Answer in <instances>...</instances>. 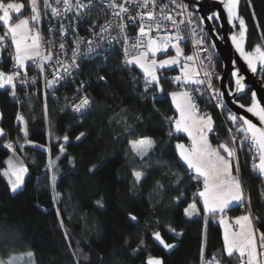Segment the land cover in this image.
I'll return each mask as SVG.
<instances>
[{
    "label": "trees",
    "instance_id": "trees-1",
    "mask_svg": "<svg viewBox=\"0 0 264 264\" xmlns=\"http://www.w3.org/2000/svg\"><path fill=\"white\" fill-rule=\"evenodd\" d=\"M17 2L24 3L27 14L29 0ZM196 14L199 16L197 9ZM238 15L246 23L247 49L252 51L256 45L264 47V0H240ZM234 23L235 29H239V21ZM213 24L219 30L217 20ZM3 30L0 25V35ZM2 48L5 61L4 43ZM216 59L221 73L222 64L217 54ZM122 61L119 53L109 52L81 62V76L89 80L86 92L92 101L86 117L71 110L65 93L60 96L58 92L56 98L47 87L42 86L38 94L27 90L18 99L11 95L9 87L0 92L1 125L7 133L6 137H0V169L7 167L6 161L11 155L3 145L17 138L23 143L18 116L23 118L28 138L33 142L23 151L16 145L20 161L28 168L25 184L17 193H10L6 178L0 175V259L6 261L13 253L33 251L35 263L32 257L31 264H147L150 256L162 258L165 264H201L203 250L204 261L216 257L225 264H238V254L228 257L224 252L219 217L209 216L205 224L203 205L198 197L195 199L200 215L189 219L183 212L193 202L197 186L187 178L184 168L176 164L175 144L189 143L187 136L168 134L170 127L166 118L177 117L170 93L180 88L170 83L167 75L177 72L178 67L160 71L165 93L150 91L148 95L162 96L163 101L151 103L145 102L142 93L131 91L132 74L119 70ZM10 66L7 62L3 69L9 72ZM134 75L143 79L138 69ZM100 76H104L107 83L100 81ZM259 76L264 80V72L260 71ZM216 86L219 89L218 83ZM228 86L233 89L232 77ZM243 97L240 100L249 103L250 90ZM209 107L215 121L214 131L209 133L210 141L216 146L230 145L226 125L215 107L211 104ZM138 119L141 126L136 137L155 139L152 155L162 157V163L173 167L160 170L156 162L151 168L144 167L130 151L124 132L136 125ZM81 132L86 134L82 142L76 140ZM64 136L68 137L67 144ZM61 145L66 148L63 155ZM251 154L246 148L241 161L242 186L244 196L251 198L252 213L260 217L256 221L260 233L264 232V212L260 211L264 209V178L250 165ZM57 157L49 171V160ZM93 165L102 166L90 174L88 169ZM236 167L233 159L235 173ZM134 170L152 174L136 184ZM54 174L58 175L55 187L51 179ZM165 175L168 180L183 178V183L170 184L163 179ZM157 183L166 191H159ZM181 192L185 201L177 205L173 201ZM56 194L59 197L54 200ZM98 200L103 207L97 206ZM243 205L230 207L228 214L236 216L246 211L249 205ZM129 214L136 215L140 223L135 226L130 223ZM145 227L149 230L145 231ZM169 227L183 235H174L168 231ZM157 229L167 243L177 246L165 249L154 241L151 232Z\"/></svg>",
    "mask_w": 264,
    "mask_h": 264
},
{
    "label": "snow or ice",
    "instance_id": "snow-or-ice-1",
    "mask_svg": "<svg viewBox=\"0 0 264 264\" xmlns=\"http://www.w3.org/2000/svg\"><path fill=\"white\" fill-rule=\"evenodd\" d=\"M91 2L92 0H88V4H85L81 0H76L75 5H73L72 0H56L57 6L54 7L50 3V0H43L42 9L38 0H29L31 15L20 18L25 9L24 3L17 2V0H0V25L5 29L4 34L0 35V45H3L10 37L11 43L15 48V55L12 57L14 60V70L10 72L0 70V89L10 87L12 89V95L15 96L17 82L21 85L28 83L26 78V61L29 60L36 64L41 74L46 71V66L51 65V78H45L47 88L55 89L65 78L74 77V74L79 72L77 60L82 42L81 38L77 37L75 47L71 50V60L65 63L59 58L60 53L64 52V44L61 43L59 45V52L54 51L53 48L42 49L40 33L36 31L33 34L30 23L33 25L37 24L41 18V12L47 9H51V15L53 17L60 16L61 12L58 6L61 3L64 5L65 13L72 11L73 7L79 13L81 10L88 8ZM128 3L129 0H123V3H117L116 0H112V3L109 4L114 15L121 20V23L118 25L121 33L124 32L127 26L123 22V14L129 12V8L125 6ZM173 3H175V0H173ZM221 3L224 4V8L227 11L228 23L235 27L234 22L239 21V37L235 34L231 36V41L235 45L236 51L239 52L252 73L258 72V65L259 71L264 72V47L256 45L252 51H246L244 48L247 28L245 20L238 15L239 0H226V2L225 0H221ZM137 5L143 9L138 14L141 21L138 28V36L130 45L125 36L123 50L125 58L119 70L132 74L131 83L134 86L131 88V91L138 94L142 93L145 102L162 103V96H149L148 93L150 91L165 93V89L161 84L160 71L172 68L173 66H179L180 73L172 79L183 90L170 93L172 101L179 112V116L166 119L170 127L169 136L184 133L187 134L190 140V145L187 146L182 142L175 144L176 164L184 168L187 178L197 186V192L194 194L193 202L183 209L184 215L189 219L200 215L201 209L197 208V201L195 199V197H198L203 205L202 212L204 214L205 224H207V218L209 216H218L219 223L224 225V252L226 255L232 257L234 254H238L240 264H264V232L259 233L258 243L257 233L259 230L254 228L253 221H259L260 217L254 216L251 211V198L248 197L247 201L245 200L242 183L238 175V164L236 167L237 174H233L235 150L229 147L228 143H221L217 147L212 146L208 134L214 131L215 121L210 114H200L198 104L193 97V92L198 93L202 97L205 91L210 90L211 95L216 98L218 106L221 109H225L223 99L225 93L217 92L212 83L211 72L204 70L203 78H201V70L204 67V62L200 60L199 67L195 66L198 53L196 55H185L181 46L182 41L187 43L186 37L181 34L182 31L187 30L197 49L208 52L209 47L214 48V43L210 44L209 47H203L205 44H208L209 33L201 25L205 21L221 19L220 14L219 12H212L206 16H197L194 11H189V8H192L193 5L181 2L175 4V16L169 13L166 16L162 15L157 17L155 12L156 0H142V2L141 0H137ZM195 7L198 8L199 3ZM160 11L163 13L164 9L161 8ZM185 13H187V18H184ZM14 16L16 17L15 20ZM177 17H180V19H177ZM127 19L134 22L136 17L129 15ZM163 21H167L170 27L164 25ZM180 25L185 26L184 30L180 28ZM97 26L101 27L104 31L107 30L103 25ZM162 28L164 31L163 35H152L154 30L159 33ZM197 29H199V32ZM201 33L203 34L201 35ZM60 35L67 36L63 24L60 25ZM88 44L91 46L92 41H88ZM170 48L175 50V55H169L164 59H157L159 53H167ZM89 51H92L91 47H89ZM182 59L183 63H181ZM207 59L210 61L211 56L209 55ZM106 66L107 64L105 63ZM137 69L141 71L143 79L135 77L134 73ZM21 70H23V76L21 75ZM231 76L234 78V91L229 90L227 95L233 97L232 103L237 104L240 109H244L246 113H250L252 117H255L260 126L254 123L251 118L235 113L230 108L227 109L228 115L226 119L235 126L234 129L232 127L228 128L229 133L235 132V135L231 136L230 143L236 144L237 140H239L240 146L243 147L245 142H250L249 150L255 149L259 161L258 164L253 166V169L254 171H258L260 176L264 177V104L261 103V100L257 99V93L255 91L251 94L250 104L245 105L244 103H240L239 100L244 98L240 94L245 93L246 89L245 76L241 74L238 68L231 72ZM99 79L107 83L104 76H100ZM79 84L80 87L77 91H86L84 82L80 81ZM190 86L195 87L192 88ZM91 104L92 101L89 100L87 95H84L80 97L78 102L73 103L72 110L79 113L81 117H86ZM17 119L23 123L22 117L18 116ZM140 126L141 122L138 119L136 125L128 127L124 132L130 151L139 158L144 167L151 168L153 162L159 164L160 170L173 167L174 165L172 164L162 163V157L152 155L156 148L155 139L149 136L136 137L137 129ZM20 131L23 134V143H20V138H17L16 141L8 140L3 145L10 151L11 155L6 161L7 167L0 169V175L6 178L8 189L13 194L17 193L24 186L25 177L28 174V168L19 159L16 145L19 146L20 151H23L26 145L33 143L28 138L26 128H21ZM6 136L7 133L5 130L0 128V137ZM84 138H86V134L83 132L76 136L77 141L82 142ZM63 140L67 144L68 137L64 136ZM65 151V145H61V155ZM53 166L54 162L49 160L48 170L50 171ZM101 166L93 165L88 169V172L94 174L96 171H99ZM151 174V172L146 173L143 170H134L132 173L136 184L142 183ZM51 179L53 187H55L56 177L52 176ZM163 179L168 180V177L165 175ZM168 183H175L179 186L183 183V178L168 180ZM156 188L161 192L166 191L160 183H157ZM58 197L59 194H56L54 200ZM184 201L185 195L181 192L175 197L173 202L177 205H183ZM96 203L98 207H103L100 200ZM245 203L249 205L246 209L247 214L235 218V224L239 226V231H233L228 223L226 213L231 210L230 206ZM260 211L264 212V209H260ZM57 214L59 215V210H57ZM128 220L134 226L140 223L137 216L133 214H129ZM148 230V227H145V231ZM168 231L177 236L183 235V233H177L171 227H169ZM151 235L154 241L159 242L165 249H174L177 246L167 243L161 235V231L158 229L152 231ZM140 244L141 246L143 245V240L140 241ZM26 255L31 258L34 256V253L28 252ZM18 259L17 257H10L6 261L0 259V264H17ZM147 264H165V262L162 258L150 256ZM201 264H220V262L216 257L205 262L202 250Z\"/></svg>",
    "mask_w": 264,
    "mask_h": 264
},
{
    "label": "built area",
    "instance_id": "built-area-1",
    "mask_svg": "<svg viewBox=\"0 0 264 264\" xmlns=\"http://www.w3.org/2000/svg\"><path fill=\"white\" fill-rule=\"evenodd\" d=\"M196 1V0H192ZM82 3L88 4V0H81ZM117 3H123V0H116ZM142 2V0H141ZM185 3L190 4L186 0H175V3H173V0H156V15L157 17L160 16H166L167 14L171 13L173 16L176 15L175 10V4L179 3ZM38 3L40 7L43 9V0H38ZM50 3L55 7L56 0H50ZM73 5H75L76 0H72ZM112 3V0H92L91 5L81 10L79 13H77V10L75 7H73L72 11L65 13L64 12V5L61 3L58 7L60 8L61 15L57 17H53L51 15V9H47L46 11L41 12V18L37 24L34 26L40 33L41 37V48L42 49H48L53 48L54 51L59 52V45L61 43L64 44V52L60 53L59 58L63 60L65 63L70 62L72 57V49L75 47V41L77 37L81 38V44L79 49V58L77 60V63L79 64V72L74 74V77L72 78H65L61 84L57 85L55 89H52V94L54 97L58 98L60 92V96L63 95L62 93L66 94V97L69 99L70 108L72 110V105L75 102H78L80 97L87 95L89 100L91 101V98L89 97V94L86 91H80L77 90L80 87L79 82H84L85 86L87 87L89 85V80L87 78H82L81 76V69L82 65L81 62L83 60L87 59H93L98 56L107 54L109 52H117L121 55L122 59L124 60V38L127 37L129 41V45L132 41H134L138 36V28L139 24L141 23L139 19V13L143 11V9L139 8L137 5V0H129V3L125 6L129 8V12L124 15L123 22L127 25L124 32L121 33L119 31L118 25L121 23L120 18L116 17L113 13V10L109 7V4ZM192 8H189V11H194L196 14V8L194 7V4ZM163 8L164 12L161 13L160 9ZM118 11V9H117ZM28 17L31 15L30 8H28L27 11ZM131 15L133 17H136V20L129 21L127 17ZM197 15V14H196ZM184 18H187V13H185ZM177 19H180V17H177ZM147 23V22H146ZM63 24L64 30L67 32V36H61L60 35V25ZM163 24L166 26H169V23L167 21H163ZM97 25H103L104 28L107 30H102L101 27H98ZM154 27V25H153ZM184 25H180V28L184 30ZM202 28H204L203 25H201ZM51 29V30H50ZM5 29L3 30L4 34ZM199 32V29H197ZM206 31V30H205ZM164 31L162 30L157 33L155 30L153 31L152 35H163ZM186 37L187 43L184 41L181 42L182 48L186 51V53H190L191 55H196L198 53L197 57V63L195 66L199 67V61L203 60L204 67L201 70V78H203V71L207 70L212 73V83L217 90V92H220V90L217 88L218 78L220 76V70L217 64L216 54L212 47H209L210 42L208 39V44H205L203 47H209L208 52H204L200 49H197V47L192 42V38L189 35V32L187 30L182 31L181 33ZM203 33H201L202 35ZM88 41H92L91 46L88 44ZM51 42V44H49ZM6 46V58L5 61L2 60L1 67L4 68L6 66V63L10 62V71L14 70V60L12 57L15 55V49L13 48L10 39L8 38L4 42ZM89 47L92 48V51H89ZM175 52L174 49H169L167 53H159L158 56H166L170 55L171 53ZM211 56V60L209 61L207 59L208 56ZM177 72H171L168 73L167 79L170 83L177 85L173 81V77L178 75L180 73L179 66ZM27 80L28 83L25 85H21L19 82H17L16 87V94L15 96L12 95V89L9 87L11 95L15 98H21L23 92L32 89L35 94H38L40 89L43 87H46L45 85V78H51L50 72L52 70L51 65L46 66V71L41 74L39 71V68L36 66V64L29 60L27 61ZM21 75L23 76V70H21ZM35 81V82H33ZM194 88L195 86H190ZM181 90H183L181 87H179ZM193 97L196 100L198 107L200 109V114H210L213 117L212 111L209 107V104L215 107L217 110L220 120L223 124L226 125L227 130L229 127L235 128L234 125L231 124L230 121H228L227 115L228 111L225 106V109H221L218 104L216 98H214L211 95V91H205L202 97H206L205 101H201V96L198 93L193 92ZM209 103V104H208ZM73 111V110H72ZM74 112V111H73ZM76 113V112H75ZM79 114V113H76ZM229 143L231 136L235 135V132L229 133ZM250 142H245L243 147L240 146L239 140H237L236 144H231L230 147H232L235 150V157L234 161L235 164L239 167V178L242 181L241 177V161L243 157L245 156V149L249 148ZM251 158L249 159L250 165L253 167L254 165L258 164V155L255 152V149H252ZM255 157V159H254ZM243 183V181H242ZM248 196L245 195V200L247 201ZM247 203L244 204L245 207ZM254 216H258L257 214L253 213ZM254 227H256V221H253ZM235 224V228H238ZM213 258V257H212ZM212 258H209L205 262L211 260ZM218 260V259H217ZM220 264H225L221 261H219ZM240 264V261L239 263Z\"/></svg>",
    "mask_w": 264,
    "mask_h": 264
},
{
    "label": "water",
    "instance_id": "water-1",
    "mask_svg": "<svg viewBox=\"0 0 264 264\" xmlns=\"http://www.w3.org/2000/svg\"><path fill=\"white\" fill-rule=\"evenodd\" d=\"M186 1L190 4H195V5L199 3V7L197 8L199 16H206L207 15L206 10H209L210 7L213 10V12H219L221 17V19L218 20L220 33H218V31L215 29L213 22L205 21L203 24L204 29L206 30V32L209 33V38L211 40V43L215 44V47L212 48L216 52L222 64V72L218 78L219 90L220 92L225 93L223 99L227 109L230 108L235 113H239L245 115L246 117L251 118L254 123H257L258 126H260L258 120L255 117H252L250 113H246L244 109H240L237 104L232 103L233 97L227 95L229 90L234 91V86L233 89H231L228 86V81L232 77L231 72L238 68L241 74L245 76V83H246L245 93L248 90H250V97H251L252 92L255 91L257 93V99L261 100V103L264 104V80L262 79V77L259 76L260 74L259 65H258V72L252 73L251 70L248 69L246 62L240 56L239 52L236 51L235 45L231 41V36L235 34L237 35V37H239V35L236 34L235 27H233L231 24L228 23L227 11L224 8V4L221 3V0L215 1L212 5L200 0L199 1L186 0ZM244 48L246 51H251L247 49L245 42H244ZM2 60H3V48L2 45H0V70L7 72L1 67ZM7 88L8 87L4 89H0V92L6 90ZM245 93L240 95L242 96ZM239 102L243 103L241 100H239ZM250 103L251 101L249 103H244V104L248 105ZM2 121H3V115L0 108V128H2L1 125Z\"/></svg>",
    "mask_w": 264,
    "mask_h": 264
},
{
    "label": "rangeland",
    "instance_id": "rangeland-1",
    "mask_svg": "<svg viewBox=\"0 0 264 264\" xmlns=\"http://www.w3.org/2000/svg\"><path fill=\"white\" fill-rule=\"evenodd\" d=\"M235 32H236V34H238L239 35V29H235ZM183 51H184V54L185 55H191L190 53H186V51L183 49ZM170 55H175V53H173V54H170ZM167 56H169V55H166V56H157V59H164V58H166ZM181 63H183V59L181 60ZM20 122V121H19ZM21 123V122H20ZM21 125H22V128H26V126H25V122H24V120H23V123H21ZM52 161L54 162V165H55V163L57 162V158H53L52 159ZM54 167V166H53ZM237 174V173H236ZM53 176H55L56 177V183H57V180H58V175H53ZM26 178V177H25ZM55 183V184H56ZM241 183H242V181H241ZM242 185H243V183H242ZM242 188H243V186H242ZM244 206V205H243ZM247 207H248V205H246ZM245 207V206H244ZM197 208L199 209V207H198V205H197ZM244 214H246V213H244ZM226 217H227V219H228V223H229V225L231 226V229H234V227H235V220H234V218H230L229 217V215H226ZM238 217V216H237ZM221 226H222V229H223V239H224V225H222L221 224ZM255 228V227H254ZM237 229V228H236ZM257 242L259 243V232L257 233ZM28 252H32V253H34L33 251H24V252H18V253H13V254H11L6 260H8L10 257H17V258H19L18 260H17V264H31V262H32V257L31 258H29V257H27V253ZM33 263H35V256H33Z\"/></svg>",
    "mask_w": 264,
    "mask_h": 264
},
{
    "label": "crops",
    "instance_id": "crops-1",
    "mask_svg": "<svg viewBox=\"0 0 264 264\" xmlns=\"http://www.w3.org/2000/svg\"><path fill=\"white\" fill-rule=\"evenodd\" d=\"M26 9H24L23 10V12H22V14H21V17L20 18H24V17H28V15L26 14ZM16 19V17L14 16V20ZM30 27H32V29H33V34L36 32V31H38L37 29H36V27L33 25V24H31L30 23ZM9 39H10V37H9ZM10 41H11V39H10ZM12 44V43H11ZM13 46V48H14V45H12ZM15 49V48H14ZM173 53H175V52H173ZM173 53H171V54H173ZM26 66H27V61H26ZM173 67H175V66H173ZM174 91H176V92H179V91H182L181 89H178V90H174ZM173 92V91H172ZM170 99H171V101H172V98H171V95H170ZM172 105H173V107H174V109L176 110V112H177V117L179 116V112L177 111V109H176V107H175V104L173 103V101H172ZM182 134H184V133H182ZM184 135H186L187 136V134H184ZM209 135V134H208ZM188 138V137H187ZM189 140V139H188ZM209 140H210V138H209ZM211 142V141H210ZM182 143H184L186 146L187 145H190V140H189V143H185V142H182ZM211 144H212V146L213 147H217L216 145H214L212 142H211ZM233 174L235 175L236 173L233 171ZM243 192H244V190H243ZM235 205V204H234ZM234 205H232V206H234ZM232 206H230V207H232ZM244 213H246V211H244V212H242V213H240V214H238V215H236V216H231V215H229L228 214V212L226 213V215H229V217L232 219V218H234V220H235V218L238 216H241V215H245ZM247 214V213H246ZM223 230V229H222ZM233 231H236V232H238L239 231V227L236 229L235 227H234V229H232Z\"/></svg>",
    "mask_w": 264,
    "mask_h": 264
},
{
    "label": "flooded vegetation",
    "instance_id": "flooded-vegetation-1",
    "mask_svg": "<svg viewBox=\"0 0 264 264\" xmlns=\"http://www.w3.org/2000/svg\"><path fill=\"white\" fill-rule=\"evenodd\" d=\"M199 1V0H198ZM200 1H203V2H206V3H209V4H213L215 1H218V0H200ZM194 7H195V4H194ZM196 9H197V7H195ZM213 12V10L211 9V7H210V9L209 10H206V14L208 15V14H211ZM211 22H213V21H211ZM217 23H218V20H217ZM218 31V33H220V30H217ZM209 42H210V44H212L211 43V40H210V38H209ZM243 96V95H242Z\"/></svg>",
    "mask_w": 264,
    "mask_h": 264
}]
</instances>
